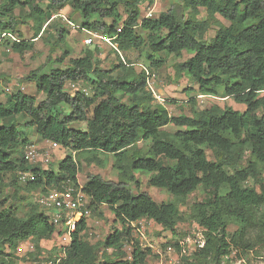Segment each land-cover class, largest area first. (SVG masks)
<instances>
[{"label":"trees","instance_id":"obj_1","mask_svg":"<svg viewBox=\"0 0 264 264\" xmlns=\"http://www.w3.org/2000/svg\"><path fill=\"white\" fill-rule=\"evenodd\" d=\"M41 1L0 0L1 49L19 56L33 51L52 17L69 6L80 19L77 30L111 38L123 57L110 49L118 62L101 69L95 45L70 58L66 67L46 71L52 62L48 56L43 65L20 79V83H33L42 100L20 89L0 93V185L9 175L14 188L10 197L0 201V264H16L18 246L27 240L40 251V242L49 240L55 231L34 201L18 195L16 185L33 196L65 182L75 184L80 161L103 167L108 155H113L121 181L88 174L83 190L90 198L91 213L107 207L119 228L113 227L102 241L90 243L83 219L63 257L54 256L51 261L146 264L151 249L125 226L140 219L169 233L174 240L165 247L176 253L194 226L202 230L204 246L181 257L180 264H232L249 254L258 255L255 249H264V0H176L156 18L141 16L142 5H151L153 0ZM200 10L205 11V20L199 18ZM28 21L32 37L27 40L18 28ZM211 27L214 36L206 39ZM55 34L56 46L65 45L69 31L58 27ZM134 51L140 57L143 54L146 66L128 60ZM184 52L190 57L173 65L175 79L185 75L198 95L232 99L245 110L199 109L192 97L190 115L169 114L146 89L144 68L157 71L165 63L158 55L180 59ZM70 55L66 47L55 62L63 64ZM68 83L88 85L90 92L70 93L65 90ZM18 117L28 120L26 125L34 127L41 141L69 153L57 171L25 163L23 151L31 143L22 139ZM74 123H84L86 129L71 128ZM168 126L173 130H166ZM143 142H149L153 158L139 148ZM26 169L36 175V181L20 185L16 173ZM139 171L151 174L149 187L166 190L177 202L157 203L140 191L135 177ZM198 187L203 200L183 212L180 206ZM8 198L25 205V216H17L14 205L3 206ZM230 226L236 229L230 232ZM232 251L235 256L226 259Z\"/></svg>","mask_w":264,"mask_h":264},{"label":"rangeland","instance_id":"obj_2","mask_svg":"<svg viewBox=\"0 0 264 264\" xmlns=\"http://www.w3.org/2000/svg\"><path fill=\"white\" fill-rule=\"evenodd\" d=\"M46 0H42L41 3L45 4ZM176 0H160L159 2L163 4H167L166 9L170 6L171 3ZM165 9V10H166ZM150 16H155L156 13H152L148 11V6L142 7V14ZM15 15H19V11L15 12ZM201 15V14H200ZM202 18L205 20L207 15L204 10H202ZM69 20L75 25H80V19L78 15L74 12H71L69 6H66L61 12H59L58 17L53 19L50 22V27L46 29L45 34L41 37V40H36L34 44V49L31 52L24 54L23 56H19L13 53L5 52L0 48V93L5 88H9L10 92L14 89L15 82H20L22 77L27 76L30 70L36 69L44 64L46 58L51 56L52 62L47 66L46 71L54 68H64L66 67V63L70 58H76L83 54V51L86 49H93L94 46H85L83 44L84 39L87 36L86 31H80L77 29H72L69 27L67 22L61 18ZM200 18V16H199ZM223 24L226 25V22L222 21ZM58 27H63L64 29L69 31V34L65 37V45L56 46V34L55 29ZM19 30H22L23 38L30 39L32 37L31 32V21H28V25H20ZM140 32V31H139ZM215 28L211 27L210 31L206 35V39H210L214 36ZM68 47L71 50V55L65 60L63 64H57L55 61L60 57L61 53ZM52 49V50H51ZM99 55L97 59L99 60V67L101 69H110L118 62L117 56L114 54L112 50H110L109 46L101 45L100 49H98ZM144 53V51H143ZM157 57H163L165 59L164 65L157 71L150 72L153 77V88L162 98V102L164 106L167 108L168 113L176 116V115H190V102L188 100L192 97L195 98L197 103V108L199 109H209L212 106H218L221 109L231 108L236 111L243 112L245 110V106L242 104L235 103L232 99H222V98H212L208 96H201L197 93V87L189 81L185 75H181L179 79H175V74L173 70V65L185 61L190 56L184 52L180 59H177L174 56H165L158 55ZM126 58V57H125ZM127 58L130 62H135L139 65L146 66L145 60L143 59V54L141 57L138 52H132L127 55ZM126 58V59H127ZM139 69V67H137ZM26 74V75H25ZM30 84V83H28ZM195 88V89H194ZM66 91L73 93L75 91H83L86 93L90 92V88L88 85L83 83H77L72 85H67L65 88ZM25 94L30 96H36L39 99V93L37 92L35 86H28L25 91ZM19 126L18 130L22 134V139H26L27 142L41 148L43 146H47V142L41 141V139L36 135L34 127H30L26 125L27 119L24 118H16ZM71 128L76 130L84 131L86 126L84 123H74L71 125ZM168 131H172L173 127L168 126L166 128ZM139 148L142 149L143 153H146L145 156L147 158H153V156L149 152V142H143L139 144ZM25 149V148H24ZM44 149H48L47 147ZM24 152V151H23ZM208 157L210 158V152L206 150ZM69 153L62 149L61 147H56L50 149L51 162L47 167H41L43 169H53L57 171V166L59 162L67 156ZM74 159L79 160V157L73 156ZM80 161V160H79ZM80 171L78 175V181L81 184L85 183L86 176L88 174H98L101 175L105 180L120 182L121 179L119 177L118 171L113 167L114 157L113 155H108V158L105 160V164L103 167H98L94 164L88 165L83 161H80ZM136 181L140 183V191L147 192L155 202L157 203H168V202H177L176 197L172 196L166 190L158 189L155 187H149L147 185V181L151 177V174L146 172H136L135 173ZM11 176L7 175L5 177V181L2 185H0V191L2 195L0 196V201L5 199V197H10L13 193L14 188L11 187ZM10 182V183H9ZM18 187V195L20 197H28L29 201L33 203L34 194H30L27 192L24 187L16 185ZM134 192H137L135 189V185H131ZM204 194L201 187H198L197 190L192 193L185 201V204L180 206V209L185 212L188 211V207L190 204L194 202H200L203 200ZM10 205H14L16 207V215L19 217L25 216L26 207L22 202L15 201L12 198L6 199L3 203L4 207H9ZM98 214H101L99 216ZM86 223V239L90 243H96L102 241L103 238L111 233L112 228H119V223L114 222V213L110 211L107 207L103 206L99 208L97 213H89L87 217L84 219ZM147 226V245L152 251L151 257L146 261V264H166L169 260L175 259L176 252L171 247H165V245L174 240L169 233L162 232L161 228L154 224L153 222L145 223ZM181 229V228H180ZM184 231H188L191 229L183 228ZM236 226H230L228 230L230 232L234 231ZM126 252H130L129 247L125 248ZM255 251L258 252V255L249 254L244 257L240 264H264V249L262 247H257ZM29 253H32L33 256H28ZM62 249L60 248V241L58 236L54 233L49 240L40 242V251L34 250L33 242L31 240L24 241L20 243L18 249L15 253L16 256V264H49L50 259L54 256L61 257ZM232 264H239L238 261L233 262Z\"/></svg>","mask_w":264,"mask_h":264},{"label":"built area","instance_id":"obj_3","mask_svg":"<svg viewBox=\"0 0 264 264\" xmlns=\"http://www.w3.org/2000/svg\"><path fill=\"white\" fill-rule=\"evenodd\" d=\"M159 1V0H155ZM149 13L145 17H150ZM58 15L52 17L57 18ZM64 22H67L72 29H79V27L69 20L61 17ZM84 31V30H82ZM87 36L83 41V44L87 47L97 46L100 49L101 45H107L110 49L117 52L119 57H123V53L117 48V45L112 42V39L103 36L96 32L86 31ZM146 72V89L152 94L153 98L159 103L163 104L162 98L153 88V77L149 71L144 68ZM77 84V83H76ZM72 85V84H70ZM6 93L10 92L9 88H5ZM83 92V91H81ZM88 94L86 92H83ZM50 143V149L58 147L56 144ZM50 149L41 150L33 144H28L24 149V160L29 167L41 168L47 167L51 162ZM17 183L20 185H26L34 183L36 181V175L29 169L20 170L16 173ZM84 185L78 180L77 183H62L59 188L48 189L46 193L37 192L34 194V203L45 213L49 223L55 228L54 233L58 236L60 241V248L64 253L65 249L69 246L72 235L76 232V229L80 222L87 217L90 211V198L83 190ZM151 222L146 219H140L135 222H126L125 226L131 230L133 237L142 245H147V226L145 223ZM180 253L176 254L175 259L169 260L166 264H180L181 257L188 254L192 249L202 248L204 246V238L202 230L194 226L184 239L179 242ZM63 253L62 256L63 257ZM127 256H130L129 252H126ZM236 251H232L228 258L235 256ZM50 261L49 264H57ZM240 264V261H238Z\"/></svg>","mask_w":264,"mask_h":264},{"label":"crops","instance_id":"obj_4","mask_svg":"<svg viewBox=\"0 0 264 264\" xmlns=\"http://www.w3.org/2000/svg\"><path fill=\"white\" fill-rule=\"evenodd\" d=\"M160 1V0H159ZM159 1H155V0H153L152 1V4L151 5H148L147 3H144L143 5H142V7L143 6H148V11L150 12H152V13H156V15L155 16H150V18H156V17H158L159 16V14L161 13V12H163L166 8L165 7H167V4H163V3H161V2H159ZM200 14L202 15V10H200ZM200 15V19H203L202 18V16ZM147 16V15H146ZM21 32H22V30H20ZM43 36V35H42ZM37 40H41V38H39V39H37ZM42 41V40H41ZM35 42H37V41H35ZM33 70H35V69H32V70H30L29 72H31V71H33ZM28 72V73H29ZM28 73H26V74H28ZM25 74V75H26ZM14 80V82L12 81V83L13 84H15V85H13L14 86V89H20L23 93H24V91H25V89L28 87V86H35L33 83H30V84H28V83H20V82H15L16 80L15 79H13ZM67 85H70V83H68V84H66V86H65V88L67 87ZM3 91V90H2ZM38 95V94H37ZM37 95L36 96H34L36 99H37ZM39 99L40 100H42L43 99V95L42 94H39ZM1 97H2V95L0 96V99H1ZM38 100V99H37ZM47 144V146H43V147H41V148H39V149H41V150H45L44 148H49L50 149V143H46ZM37 147V146H36Z\"/></svg>","mask_w":264,"mask_h":264}]
</instances>
